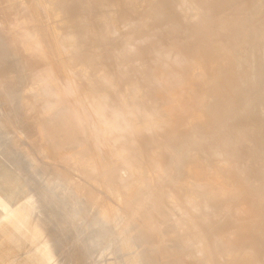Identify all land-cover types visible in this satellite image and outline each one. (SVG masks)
<instances>
[{
    "label": "bare ground",
    "instance_id": "6f19581e",
    "mask_svg": "<svg viewBox=\"0 0 264 264\" xmlns=\"http://www.w3.org/2000/svg\"><path fill=\"white\" fill-rule=\"evenodd\" d=\"M84 1L0 0L22 22L0 13L3 124L36 137L23 153L65 189L60 209L80 204L57 235L91 216L85 227L93 236L74 247L105 245L119 258L110 264H264V164L245 163L238 148L247 140V153L264 158L263 50L252 57L257 75L248 77L240 63L264 0H140L141 10L151 7L147 21L175 7L210 26L174 20L168 27L178 36H165L174 52L154 47L128 8L115 27L108 11L125 0ZM146 52L171 61L165 69L151 64V82L143 75ZM150 84L160 90L151 93ZM31 94L37 112L29 111ZM64 114L80 136L73 143L51 138ZM151 188L154 196L135 215Z\"/></svg>",
    "mask_w": 264,
    "mask_h": 264
},
{
    "label": "rangeland",
    "instance_id": "374dc122",
    "mask_svg": "<svg viewBox=\"0 0 264 264\" xmlns=\"http://www.w3.org/2000/svg\"><path fill=\"white\" fill-rule=\"evenodd\" d=\"M171 1L175 3L177 0ZM248 1L249 0H246V3ZM255 1L256 0H251L249 3ZM141 2L143 4L145 0L144 2L141 0ZM141 2L140 0L122 1L120 2L121 6H119V3L113 11H108V17L112 19L115 27L118 28L115 21L119 16L118 14H120V11L123 9L128 8V14L132 17H137L139 15L140 17L138 16V18L141 23L140 28L150 32L154 47H166L170 52L175 51L176 48L174 46L165 45V36H167V33L178 36L177 31L175 29H170L168 26L180 17L190 19L192 21L190 26L194 28L199 27L204 30L210 29V26L205 20H201L198 16L192 15L186 8L172 7L162 16L147 21L144 18H146L145 16L148 14L151 7H147V9L143 11V9H140L142 6ZM168 2H170V0H168ZM84 3L85 6L90 7L91 0H85ZM123 3L125 6L122 8ZM127 3L129 5L133 4L132 6L135 5V8L132 6V8H130ZM133 9H135V11ZM248 9L250 8H246L245 12L250 11ZM118 11L119 13H117ZM8 12H12L15 23L21 25L22 22L19 20L18 13L13 12L12 8H6L3 4H0V13L5 15ZM252 15L257 25V36H254L255 34L251 31L250 27V35L243 39V43L248 47V52L240 61L242 66L246 68L245 73L248 77L257 75L260 72V63L258 61L252 62V57L258 56L262 50L263 54L260 59L261 62L264 63V6L253 12ZM106 20V16L103 15L101 17L102 24L105 23ZM142 58L146 61L143 75H145L146 79L150 82L152 81L151 64L163 69H165V65H168V67L171 66V61L167 62L157 57L152 52L144 53ZM7 62H9V60H7L6 63ZM6 65L10 68L11 61ZM35 85V83L31 84L33 88L36 87ZM184 87L185 81L177 88L181 90L184 89ZM159 90V86L150 84L149 91L151 93H156ZM259 93L260 92L255 93L253 97H257ZM31 96L32 99L30 98V102H28L29 111L37 112L40 109V104L37 102L38 98L36 99L34 94H31ZM137 100L143 106H147L149 102L147 97L144 98L139 92H137ZM2 109L3 106L0 103V264H110V262L119 261V258L115 255L106 253L105 245L91 247L92 249L89 247L87 249L88 251H84L83 253H81L82 249H76L74 247V245L76 246L77 243L81 242L80 239L82 236L85 237L86 240L93 236V230H86L85 227V223L91 216L85 217V219L74 222L71 225L67 224V233L61 237L57 235V224H62L61 220L66 218V213H78L80 204H71L67 209H60L64 207H62L59 202L57 204V199L64 194L65 189H63L61 185H55L50 177L41 175L42 171L40 169H33L30 166L29 159H27L28 157L23 153L24 149L32 145L36 137H30L28 139L27 137L22 138L21 134L23 132H21L19 128L16 129L14 133H11L7 125L3 124ZM159 118H163L162 114H159ZM74 126L67 115H60L52 123L51 129L54 134L51 138L59 142L67 143L77 141L80 139V136H78V132L75 128L76 126ZM56 128H58V131ZM249 146L250 143L247 140H244L241 145H239L238 148L241 152V159L245 163L252 162L256 166L263 165L264 158L256 155H249L247 153ZM39 152L34 154L36 156L38 154L37 157L41 158L42 161L45 160V158L42 157L43 154ZM74 175L75 178L72 177V179L76 180L78 175ZM154 194L155 188H151L144 194L143 199L134 206L135 215L138 214L137 209L146 206L149 201V196H154ZM51 195L53 197L56 195L57 198L54 197L52 200H49ZM90 214L92 215V213L88 215ZM118 230L119 229H116L114 233L110 235V238H113V236L118 233ZM131 233L132 231L129 232V234ZM15 236L21 238L20 240L22 242L24 239L25 246H22V242ZM115 245L116 242H113V246Z\"/></svg>",
    "mask_w": 264,
    "mask_h": 264
}]
</instances>
